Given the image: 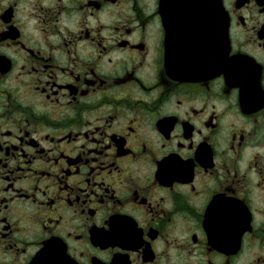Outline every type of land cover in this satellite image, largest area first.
<instances>
[{"label":"flooded vegetation","instance_id":"obj_1","mask_svg":"<svg viewBox=\"0 0 264 264\" xmlns=\"http://www.w3.org/2000/svg\"><path fill=\"white\" fill-rule=\"evenodd\" d=\"M0 264H264V0H0Z\"/></svg>","mask_w":264,"mask_h":264},{"label":"water","instance_id":"obj_2","mask_svg":"<svg viewBox=\"0 0 264 264\" xmlns=\"http://www.w3.org/2000/svg\"><path fill=\"white\" fill-rule=\"evenodd\" d=\"M228 51V43L226 45V49L223 47L219 49L217 52H210L209 54L205 53L203 55V59L201 62L203 63V69L205 71L204 74H208L210 76L216 75L220 71V67H226L225 56Z\"/></svg>","mask_w":264,"mask_h":264}]
</instances>
